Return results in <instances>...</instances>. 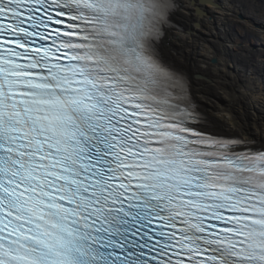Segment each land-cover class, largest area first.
<instances>
[{
    "label": "snow or ice",
    "instance_id": "obj_1",
    "mask_svg": "<svg viewBox=\"0 0 264 264\" xmlns=\"http://www.w3.org/2000/svg\"><path fill=\"white\" fill-rule=\"evenodd\" d=\"M182 7L0 0V264H264V128L194 99Z\"/></svg>",
    "mask_w": 264,
    "mask_h": 264
},
{
    "label": "bare ground",
    "instance_id": "obj_2",
    "mask_svg": "<svg viewBox=\"0 0 264 264\" xmlns=\"http://www.w3.org/2000/svg\"><path fill=\"white\" fill-rule=\"evenodd\" d=\"M216 2L221 10L208 9L213 18L199 27L182 7L177 23L190 31L173 32L165 43L181 51L177 63L193 74V97L209 115L233 130V120L246 121L258 135L257 123L264 128V0Z\"/></svg>",
    "mask_w": 264,
    "mask_h": 264
},
{
    "label": "rangeland",
    "instance_id": "obj_3",
    "mask_svg": "<svg viewBox=\"0 0 264 264\" xmlns=\"http://www.w3.org/2000/svg\"><path fill=\"white\" fill-rule=\"evenodd\" d=\"M220 2H221V0H220ZM239 14H240V13H239ZM208 58H209V57H208ZM212 58H214V57H212ZM212 58H211V57L209 58V59H210V60H209L210 64H212V62H211V61H212ZM242 102H243V103H246L243 99H242ZM262 107H264V106H262ZM237 108H238V107H237ZM261 109H262V108H261ZM261 109H260V107H258V111L261 110ZM263 127H264V126H263Z\"/></svg>",
    "mask_w": 264,
    "mask_h": 264
}]
</instances>
